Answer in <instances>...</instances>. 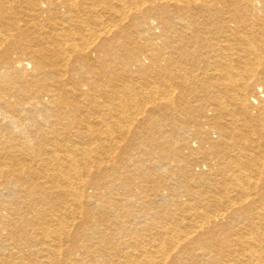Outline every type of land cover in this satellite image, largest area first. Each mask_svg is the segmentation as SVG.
Here are the masks:
<instances>
[{"label":"bare ground","instance_id":"6f19581e","mask_svg":"<svg viewBox=\"0 0 264 264\" xmlns=\"http://www.w3.org/2000/svg\"><path fill=\"white\" fill-rule=\"evenodd\" d=\"M0 264H264V0H0Z\"/></svg>","mask_w":264,"mask_h":264}]
</instances>
